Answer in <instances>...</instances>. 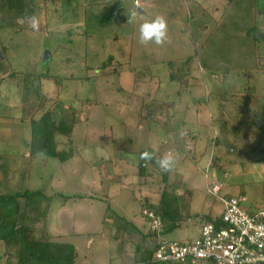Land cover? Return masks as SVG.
I'll return each mask as SVG.
<instances>
[{
	"label": "rangeland",
	"instance_id": "1",
	"mask_svg": "<svg viewBox=\"0 0 264 264\" xmlns=\"http://www.w3.org/2000/svg\"><path fill=\"white\" fill-rule=\"evenodd\" d=\"M50 109L73 121L63 155L30 159ZM0 156V195L40 194L18 199L28 239L74 264H139L161 202L166 242L195 240L222 198L264 204V0H0Z\"/></svg>",
	"mask_w": 264,
	"mask_h": 264
},
{
	"label": "built area",
	"instance_id": "2",
	"mask_svg": "<svg viewBox=\"0 0 264 264\" xmlns=\"http://www.w3.org/2000/svg\"><path fill=\"white\" fill-rule=\"evenodd\" d=\"M222 185L213 184L211 194L218 196ZM223 213L218 225L205 223L198 237L189 242H166L159 212L148 210L143 217L153 238V260L160 264H264V204L249 208L246 199H221Z\"/></svg>",
	"mask_w": 264,
	"mask_h": 264
},
{
	"label": "trees",
	"instance_id": "3",
	"mask_svg": "<svg viewBox=\"0 0 264 264\" xmlns=\"http://www.w3.org/2000/svg\"><path fill=\"white\" fill-rule=\"evenodd\" d=\"M226 1L232 2L233 0ZM44 76L49 80H58V77L47 73ZM30 121L29 158L31 159L39 154L47 158L62 157L63 152H58L53 146V138L60 134L70 135L73 121L68 123L63 118H57L55 111L53 112L52 109L44 112L36 120L31 118ZM136 168H138L140 174H142V171L143 174H146L145 165L142 162H139ZM163 196L165 195L163 194ZM39 197L38 192L29 190L23 191L22 194L0 195V244H3V248L0 249V264H74L76 252L72 245L51 242L49 239L45 241L28 239L27 236H31L35 229L28 225L29 219L20 215L18 199H27L25 205L28 208L29 204ZM187 201V197L184 196V202ZM156 208L161 210V213L159 212L163 230L161 236H164L166 232L173 229L175 223H173L172 228L166 223L165 220L171 210L165 208L163 202ZM23 210H27L25 206ZM202 218L205 223L211 222L218 225L219 219ZM154 236L155 233L149 232L145 237L153 239ZM154 251V248L150 251H141L143 254L141 260L144 262L151 261ZM135 253H140L139 248L136 249Z\"/></svg>",
	"mask_w": 264,
	"mask_h": 264
},
{
	"label": "crops",
	"instance_id": "4",
	"mask_svg": "<svg viewBox=\"0 0 264 264\" xmlns=\"http://www.w3.org/2000/svg\"><path fill=\"white\" fill-rule=\"evenodd\" d=\"M176 226V225H175ZM144 232H146L145 233V236L149 233V231H147V229H145V231ZM199 232V231H198ZM167 233V232H166ZM165 233V234H166ZM147 238H149V240H150V242H151V244H152V248L150 249V250H152L153 248H154V245H153V239L152 238H150V237H147ZM189 241H191V240H185L184 242H182V241H178L179 243H185V242H189ZM140 250V249H139ZM142 263L144 262V261H141ZM139 263V264H142V263Z\"/></svg>",
	"mask_w": 264,
	"mask_h": 264
},
{
	"label": "water",
	"instance_id": "5",
	"mask_svg": "<svg viewBox=\"0 0 264 264\" xmlns=\"http://www.w3.org/2000/svg\"><path fill=\"white\" fill-rule=\"evenodd\" d=\"M256 37L259 38V39H263V34L258 33V34L256 35Z\"/></svg>",
	"mask_w": 264,
	"mask_h": 264
}]
</instances>
